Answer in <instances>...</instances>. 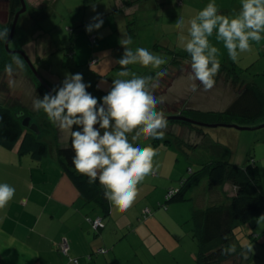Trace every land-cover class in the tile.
<instances>
[{
	"label": "rangeland",
	"instance_id": "1",
	"mask_svg": "<svg viewBox=\"0 0 264 264\" xmlns=\"http://www.w3.org/2000/svg\"><path fill=\"white\" fill-rule=\"evenodd\" d=\"M37 1L26 0L27 10L19 18L10 48L25 51L53 87L60 86L57 83H62L66 73H82L84 81L92 85L88 91L95 97H103L120 71L117 60L124 53L120 40L131 36L133 49L148 45L169 58L166 64L159 66L167 67L168 71L167 75L160 77L161 82L156 86L157 96L164 98L157 107L165 114H174L172 110L184 106L220 111L236 97L235 88L223 76L211 90H205L199 81L189 79L190 65L169 66L173 56L170 50H185L188 38L186 23L188 28L192 16L190 12L183 14L181 3L176 0L168 6L141 2V9L136 14L139 20L131 24L136 36L130 35L124 28L123 10L114 11L126 9L122 5L120 7L116 0ZM97 15L104 20V24L99 30L88 33L86 25ZM182 16L183 28L177 23ZM9 17L8 0H0V25L6 23ZM213 39H216L214 33L210 37L212 44ZM6 53L10 55L9 63L17 57L22 61V67L13 64L14 71L9 74L4 70L5 65L0 64V102L19 103L30 115L36 113L40 118L36 120L42 122L44 113L33 109V100L43 97L45 92L40 89L22 55H12L5 49L0 53V59H4ZM93 59L98 61L90 64ZM156 67L140 62L129 65L128 69L130 74H135L154 72ZM261 71L253 68L248 72L241 70V73L247 80L264 88V72ZM193 83L197 86L196 91L192 90ZM263 123L264 116L256 119L251 126ZM52 126L51 132L46 134L44 131L40 137L50 143V157L58 145L67 146L70 140V133L57 125ZM205 130L209 135L204 139L187 125L168 121V127L162 130V139L145 138L141 134L138 142L152 145L157 155L151 173L138 185V196L129 208L121 210L109 200L110 209L115 208L114 216H107L108 220L104 223L112 219L117 222L120 231L118 262L115 264H196L199 249L194 236L193 211L219 200L221 192L219 187L211 188L205 180L190 189L187 200L166 202L168 192L179 187L181 178L191 174L190 168L197 170L205 163L227 158L241 166L255 164L264 189V127L237 129L218 126L205 127ZM215 144L226 146L228 152L219 151ZM145 209L150 211L145 212ZM234 237L232 246L235 251L232 253L235 254L221 264H264V214L238 221ZM112 249L108 248V251L112 253Z\"/></svg>",
	"mask_w": 264,
	"mask_h": 264
},
{
	"label": "clouds",
	"instance_id": "2",
	"mask_svg": "<svg viewBox=\"0 0 264 264\" xmlns=\"http://www.w3.org/2000/svg\"><path fill=\"white\" fill-rule=\"evenodd\" d=\"M240 4L238 13L225 14L215 0H209L189 21L184 44L191 57L189 79L199 81L205 90L215 86L221 68L220 49L210 42L214 32L233 62L240 53L250 51L252 42L264 40V0H240ZM177 23L184 27L182 17ZM103 24L99 15L94 16L86 31L92 33ZM9 31L0 27V42L9 39ZM132 43L131 36L120 40L124 48L117 60L120 71L103 97L88 91L92 85L84 81L82 73H66L60 86L33 100L35 111L42 110L52 124L70 133L74 169L86 176L89 184L98 182L103 186L105 196L121 210L129 208L138 196V185L151 173L157 155L152 145L138 142L141 134L162 139V130L168 127L165 112L157 107L164 98L157 96L156 86L168 71L159 66L169 58L148 45L133 49ZM140 62L157 66L156 70L130 74L128 66ZM13 64L22 67V61L13 57L12 63L5 65V72L13 73ZM192 90H197L195 83ZM15 192L13 186L0 183V208L14 198ZM234 251V246L226 249L228 253Z\"/></svg>",
	"mask_w": 264,
	"mask_h": 264
},
{
	"label": "crops",
	"instance_id": "3",
	"mask_svg": "<svg viewBox=\"0 0 264 264\" xmlns=\"http://www.w3.org/2000/svg\"><path fill=\"white\" fill-rule=\"evenodd\" d=\"M116 1L120 7H126L116 12L123 10L124 28L132 36L137 35L132 25L139 20L136 14L141 2H154L156 6L172 4V0ZM176 1L181 3L182 13L190 12L191 18L209 3V0ZM215 2L222 13L240 11V0ZM213 44L220 49L221 62L234 64L247 72L253 68L264 72V40L252 42L250 51L240 53L235 62L222 43L213 39ZM50 151L42 158H35L30 153L19 152V144L12 148L0 144V183H8L16 189L14 198L0 208V264H115L120 240L117 222L111 219L102 227L94 228V219L102 218L104 222L108 217L103 216L95 203L87 200L63 172L57 159V147L51 157ZM225 190L231 191V196L236 194L235 187L228 183ZM114 209L111 216H114ZM63 240L70 246L68 255L60 251ZM101 247L110 251L113 247L112 253H96ZM74 258L78 259L77 263L73 262Z\"/></svg>",
	"mask_w": 264,
	"mask_h": 264
},
{
	"label": "trees",
	"instance_id": "4",
	"mask_svg": "<svg viewBox=\"0 0 264 264\" xmlns=\"http://www.w3.org/2000/svg\"><path fill=\"white\" fill-rule=\"evenodd\" d=\"M8 2L10 4V21L5 27L10 30L15 13L21 7V2L20 0H8ZM116 10L118 9L114 11ZM130 22L133 23V19ZM170 51L173 56L169 66H180L182 63L190 65L191 57L186 51L175 49ZM9 58L10 55L6 53L5 58L0 59V64H8L10 62ZM1 72L2 69L0 68V74ZM221 76L228 80L236 91L235 99L227 108L215 111L184 106L176 111L172 110L174 114L180 113L206 123H237L243 126H251L256 119L264 116V89L254 81L244 78L241 70L238 71L234 64L221 62L220 71L215 77L216 83ZM38 83L41 86L40 89L47 93L43 85L39 81ZM21 111H24V116L29 115L32 120L35 119L34 121L38 123L41 130L39 134L26 129L22 125L24 116L19 115ZM42 115V122H38L36 120L38 115L36 113L30 115L27 109L19 103L4 104L0 102V144L10 148L19 144V152L30 153L35 158L48 155L50 143L41 140L40 137L44 131L48 134L53 130L51 128L54 127L46 114ZM38 119L40 120V118ZM168 121L187 125L204 139L209 135L205 127L180 120ZM42 125L47 126V128L42 127ZM181 143H183V140H181ZM215 146L219 151L228 152L229 150L224 145L215 144ZM74 154L71 148V138L67 146H57V159L63 172L87 200L95 203V206L103 212V216H109L111 209L109 199L104 194L103 186L98 182L89 184L88 178L74 169L71 165ZM190 171L191 174L188 177L181 178L179 187H176L177 192L167 196L166 202L187 200L190 189L195 184L205 180L208 181L211 188H220L221 198L214 200L210 206L196 208L193 211L192 220L194 236L197 239L199 249L196 264H221L235 254L226 252V249L232 246L237 222L247 221L254 216L264 214V189L261 175L257 165L249 163L241 166L233 163L228 158L213 160L203 164L197 170L190 168ZM227 183L235 187V195L231 196L230 192L225 190Z\"/></svg>",
	"mask_w": 264,
	"mask_h": 264
},
{
	"label": "water",
	"instance_id": "5",
	"mask_svg": "<svg viewBox=\"0 0 264 264\" xmlns=\"http://www.w3.org/2000/svg\"><path fill=\"white\" fill-rule=\"evenodd\" d=\"M21 2V7L18 11H16L13 22H12V26L10 29V33H9V39L7 41H5L4 45H5V49L7 50V52L11 53V54H20L22 55V57L24 58L25 62L27 63V66L29 67V69L32 71V73L34 74V76L36 77V79L43 85V87L47 90V92H50L53 88V86L51 84L48 83L47 80L44 79V77L41 75V73L38 71V69L36 68L35 64L33 63V61L30 59V57L28 56V54L21 50V49H11L10 48V41L13 39L16 30H17V25H18V21L19 18L21 16V14H23L26 10H27V3L26 0H20ZM20 116H24L25 113L24 111H21L19 113ZM166 117L168 118V120H180V121H185V122H189L201 127H206V128H213V127H218V126H226V127H235L237 129H253V128H261L264 127V123L260 124L258 126H243V125H239L237 123H206V122H201V121H197L194 120L190 117H187L183 114L177 113V114H165ZM22 125L36 133L39 134L41 132L40 127L38 125V123L34 120H32V117L27 115L24 116V118L22 119Z\"/></svg>",
	"mask_w": 264,
	"mask_h": 264
},
{
	"label": "built area",
	"instance_id": "6",
	"mask_svg": "<svg viewBox=\"0 0 264 264\" xmlns=\"http://www.w3.org/2000/svg\"><path fill=\"white\" fill-rule=\"evenodd\" d=\"M70 54H72V53H70ZM97 61H98V59H93L90 62V64H93L94 62H97ZM175 192H177V189L176 188H173V189H171L168 192L167 196L168 195H172ZM149 211H150V209H145V212H149ZM103 225H104V222H103L102 218H97V219H94L93 220V226H94L95 229H98V228L102 227ZM69 250H70V246H69L68 242L66 240H63L61 242V244H60V251H61V253L64 254V255H68L69 254ZM106 252H107V249L104 248V247H101V248H99L97 250V253H106ZM73 262L77 263L78 262V259L77 258H74L73 259Z\"/></svg>",
	"mask_w": 264,
	"mask_h": 264
},
{
	"label": "flooded vegetation",
	"instance_id": "7",
	"mask_svg": "<svg viewBox=\"0 0 264 264\" xmlns=\"http://www.w3.org/2000/svg\"><path fill=\"white\" fill-rule=\"evenodd\" d=\"M9 21H10V17L8 18V20L6 21V23H2V25H0V27H5V26H7L8 24H9ZM12 26V25H11ZM11 29V28H10ZM4 43L5 42H0V53L3 51V50H5V46H4ZM12 55H20V54H12ZM29 68V67H28Z\"/></svg>",
	"mask_w": 264,
	"mask_h": 264
}]
</instances>
